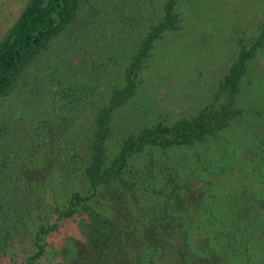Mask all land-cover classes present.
<instances>
[{
  "label": "rangeland",
  "instance_id": "1",
  "mask_svg": "<svg viewBox=\"0 0 264 264\" xmlns=\"http://www.w3.org/2000/svg\"><path fill=\"white\" fill-rule=\"evenodd\" d=\"M163 1L83 0L73 22L27 65L0 100V264H25L37 251L35 230L50 219L53 205L75 190L90 189L83 167L96 114L123 82L125 68L151 24L163 15ZM26 2L0 0V41ZM179 8L184 15L181 28L158 38L140 71L137 94L114 113L111 148L143 126L174 123L197 112L212 97L232 49L248 43V36L264 21V0H179ZM239 98L247 113L227 132L193 146L152 150L160 165L180 168L187 199L196 202L224 189L227 178L233 177L226 171L237 168L229 144L241 146L244 129L252 127L255 144L264 145V46L251 62ZM148 155L140 157L141 169ZM257 156L236 173L244 179L264 178ZM253 164L258 168L254 174L244 172ZM218 175L223 178L220 185L213 183ZM243 183L239 188L240 183H232L229 200L215 203L222 205L210 213L224 221L227 206L236 216L248 209V220L241 223L249 227L254 219L264 241V218L257 213H264V191L254 195L250 183ZM97 206L102 216L114 217L124 228L135 222L137 211L148 207L116 186L101 193ZM210 213L204 216L206 222ZM93 221L78 222L67 244L49 242L40 264H113V258L99 260L88 248L85 230ZM141 224L138 221V232ZM252 230L256 226L250 235ZM198 232L202 233L197 239L213 233L204 228ZM142 239L136 235L118 249L124 256L120 264H142ZM225 250V259L235 255L234 249ZM174 257H180L179 252ZM247 261L254 264L255 258ZM195 264L217 263L203 255Z\"/></svg>",
  "mask_w": 264,
  "mask_h": 264
},
{
  "label": "trees",
  "instance_id": "2",
  "mask_svg": "<svg viewBox=\"0 0 264 264\" xmlns=\"http://www.w3.org/2000/svg\"><path fill=\"white\" fill-rule=\"evenodd\" d=\"M82 1L27 0L0 41V100L8 96L16 78L27 65L73 22ZM163 3V15L147 30L125 68L123 82L116 85L96 114L83 167L90 189L75 190L69 196L64 195L59 204L53 205L50 219L39 224L35 230L33 240L37 251L25 264H40L49 242L56 240L67 244L71 239L68 233H74L78 222L91 221L92 218L94 221L85 230L91 246L88 248L99 260L113 258V264L124 262V256L118 249L123 250L130 238L136 235L143 237L142 264H195L203 255L217 264H251L247 261L248 257L255 258L254 264H264V241L260 240L258 223L254 219L249 227L247 222L244 225L241 223L248 220V209L239 211L236 216L235 210L230 211L227 206L224 221L219 220V215L212 216L210 213L229 200L226 196L232 183L236 186L240 183L239 188L243 182H249V189L254 195L264 191V178L244 179L242 174L236 173L237 168L247 166L258 155L255 162L259 163L260 175L264 177V145L255 144L252 127L250 130L244 129L245 142L241 146L230 141L229 148L233 145L234 153L231 162H235L237 168L226 172L233 177L227 178L229 182L226 180L222 191L219 192L217 188L216 195L196 202L186 198L180 168L160 165L152 151L208 141L227 132L246 115L247 109L239 105V95L252 60L264 46V21L248 36V43L235 51L232 49L226 71L220 76L212 97L197 112L174 123L159 121L143 126L137 132L125 135L118 146L110 147L109 140L115 133L114 113L137 94L141 83L140 71L152 53L155 42L182 26L184 15L179 8V0H164ZM238 19L243 18L240 16ZM245 25H249L247 19ZM223 149L222 152H225L226 147ZM145 153L149 154V161L141 169L143 165L137 163ZM254 167L253 164L251 169L244 172L254 174L258 169ZM221 179V175H218L213 183L220 185ZM112 186L124 189L135 202L148 205L147 210L137 211L135 222L125 228L118 225L114 217L102 216L97 206L101 193ZM247 193L250 196V191ZM222 200V204H215ZM208 213L212 217L206 222L204 216ZM257 213L264 218L263 211ZM138 221L143 223V229L139 232ZM253 226H256V230H252L250 235L249 230ZM202 228L213 233L207 232L205 238L197 239L202 233L198 229ZM228 248L234 249L235 255L225 259L223 256ZM175 252H179L180 257H174ZM1 255L0 242V258Z\"/></svg>",
  "mask_w": 264,
  "mask_h": 264
}]
</instances>
